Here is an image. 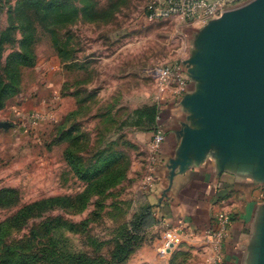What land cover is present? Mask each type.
Masks as SVG:
<instances>
[{
	"label": "rangeland",
	"instance_id": "rangeland-1",
	"mask_svg": "<svg viewBox=\"0 0 264 264\" xmlns=\"http://www.w3.org/2000/svg\"><path fill=\"white\" fill-rule=\"evenodd\" d=\"M147 2L0 0V72L27 60L0 110V264H212L186 232L161 258L167 226L142 219L157 69L186 65L203 27L149 21Z\"/></svg>",
	"mask_w": 264,
	"mask_h": 264
},
{
	"label": "crops",
	"instance_id": "crops-1",
	"mask_svg": "<svg viewBox=\"0 0 264 264\" xmlns=\"http://www.w3.org/2000/svg\"><path fill=\"white\" fill-rule=\"evenodd\" d=\"M182 72L187 78L185 93L174 98L168 92L162 101L165 138L152 166L154 183L146 189L148 200L163 225L184 222L185 242L193 247L194 257L214 215L230 212L225 264H263L264 154L235 144L227 153L213 144L202 154L191 151L182 164L186 129L201 127L200 116L182 99L202 85L190 76L189 66L182 65Z\"/></svg>",
	"mask_w": 264,
	"mask_h": 264
},
{
	"label": "water",
	"instance_id": "water-1",
	"mask_svg": "<svg viewBox=\"0 0 264 264\" xmlns=\"http://www.w3.org/2000/svg\"><path fill=\"white\" fill-rule=\"evenodd\" d=\"M196 48L186 65L201 90L182 104L200 116L201 127L186 129L182 164L191 151L202 154L213 144L227 153L235 144L264 154V0L210 20Z\"/></svg>",
	"mask_w": 264,
	"mask_h": 264
},
{
	"label": "built area",
	"instance_id": "built-area-1",
	"mask_svg": "<svg viewBox=\"0 0 264 264\" xmlns=\"http://www.w3.org/2000/svg\"><path fill=\"white\" fill-rule=\"evenodd\" d=\"M243 5L242 0H148L145 7V18L149 21L177 17L189 24L206 25L210 20L220 18L226 11ZM156 86L162 101L169 92L172 97L179 98L187 89V78L182 72V65L167 64L157 69ZM158 106L156 126L152 138L153 164L157 161V154L165 138L162 125L163 103ZM42 120L39 113H30L28 122L37 125ZM154 183V173L151 168L146 177V187ZM232 215L226 210L218 211L214 215L213 223L205 230V237L212 250V264H225L224 244L229 235ZM185 224L180 221L175 226H168L164 234L158 253L161 258H167L178 247L185 232Z\"/></svg>",
	"mask_w": 264,
	"mask_h": 264
},
{
	"label": "trees",
	"instance_id": "trees-1",
	"mask_svg": "<svg viewBox=\"0 0 264 264\" xmlns=\"http://www.w3.org/2000/svg\"><path fill=\"white\" fill-rule=\"evenodd\" d=\"M2 43H3V39H1V37H0V58H1V54H2V52H1ZM16 55L20 59H14L13 56H12L13 61H11V59L10 60L8 59L7 67H10V69H12V70H11L10 73L8 71H5V73L10 74V76L12 78H9L10 76H7V74H6V77H8V80H6L5 75L0 72V110L5 107V102H6L7 97L9 95H11L13 92L16 91V85L19 84V80H18V78H19V76H18L19 75V70H18V68L16 66H13V63L15 61H20L22 64H26L27 63V60H24L25 57H26L25 55L19 54V53H16ZM157 112H158V110H153V113H152V119H153V122H154L153 123L154 124L153 129H155V126H156ZM39 205H40V202L37 203V205H36L37 208L40 207ZM33 206H35V205L34 204L31 205L30 208H32ZM146 212H147L146 216H144L142 219L145 222H147L148 225H152L153 223H156V222L159 221V218L154 213V205L149 204L147 206ZM24 213H25V209L21 210L19 214L22 216ZM18 218L22 219V217H18ZM5 228H6V224L5 223H1L0 224V238L4 234V231L6 230Z\"/></svg>",
	"mask_w": 264,
	"mask_h": 264
}]
</instances>
